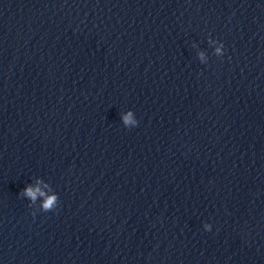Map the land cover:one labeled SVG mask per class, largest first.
Instances as JSON below:
<instances>
[{"label":"water","instance_id":"95a60500","mask_svg":"<svg viewBox=\"0 0 264 264\" xmlns=\"http://www.w3.org/2000/svg\"><path fill=\"white\" fill-rule=\"evenodd\" d=\"M0 264H264V0H0Z\"/></svg>","mask_w":264,"mask_h":264},{"label":"clouds","instance_id":"9594fccd","mask_svg":"<svg viewBox=\"0 0 264 264\" xmlns=\"http://www.w3.org/2000/svg\"><path fill=\"white\" fill-rule=\"evenodd\" d=\"M210 44L216 43V41H209ZM223 48L224 45L222 42H219V46L215 47L213 50V54L219 57L223 56ZM198 57L201 62L205 60V54L203 52H199ZM120 121L122 125L127 128L131 129L138 126V120L135 118L134 113L131 110L124 111L120 113ZM42 184L41 180H37L35 185H26L19 195L26 197L28 200L29 207L37 202L38 197L42 198V201L39 205L40 211L42 212H50L54 211L59 204L58 195L51 189V187L47 183H43V187L48 191H42L40 185ZM33 217L35 216V212L31 213ZM211 224L204 223L203 229L205 231L211 230Z\"/></svg>","mask_w":264,"mask_h":264}]
</instances>
